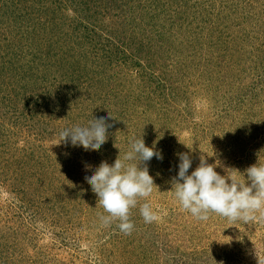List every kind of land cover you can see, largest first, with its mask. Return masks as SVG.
<instances>
[{
	"label": "trees",
	"instance_id": "trees-1",
	"mask_svg": "<svg viewBox=\"0 0 264 264\" xmlns=\"http://www.w3.org/2000/svg\"><path fill=\"white\" fill-rule=\"evenodd\" d=\"M213 7L208 0H0V119L24 121L42 137L109 112L115 118L105 121L109 138L98 151L130 149V141L141 133L146 137L155 123L185 126L197 91L188 92L199 52L223 27ZM236 63L205 83L206 90L216 84L210 99L225 96L226 106L212 114L225 125L264 104V61L249 54ZM223 85L230 86L228 93L221 94ZM200 126L216 129L214 118ZM5 144L0 142V178L12 193L18 190L14 172L23 174L27 166L32 173L24 176L37 179L35 168L55 157L38 145L25 151L32 157L25 166L24 150ZM67 148L66 158L78 161L96 151Z\"/></svg>",
	"mask_w": 264,
	"mask_h": 264
},
{
	"label": "rangeland",
	"instance_id": "rangeland-1",
	"mask_svg": "<svg viewBox=\"0 0 264 264\" xmlns=\"http://www.w3.org/2000/svg\"><path fill=\"white\" fill-rule=\"evenodd\" d=\"M208 1L219 15L214 20L223 27L199 52L197 59L203 64L195 62L188 88V92L197 90L189 106L190 121L179 128L171 124L173 121L155 123L146 137L142 133L135 137H143L148 147L155 142L156 149L163 153V160L153 157L146 165L157 185L149 201L158 219L144 222L139 211L144 200L131 210V234L122 232L118 221L105 226L99 219L107 213L97 204L98 197L86 175L103 161L113 164L119 154L123 159L128 148L96 149L79 155L84 161L68 159L71 150L61 142L59 133L47 132L41 137L39 131L22 125L24 121L13 124L9 117L1 118L4 135L0 128V142L5 141L9 149V144L14 145L17 152L24 150L25 166L31 164L32 158L25 151L30 150L29 154L38 145L52 151L55 157L35 168L40 173L37 179L32 176L29 181L24 176L32 173L27 166L23 174L14 172L17 192L7 190L0 178V264H175L176 259H182V264H258V256L264 260V216L260 213L248 223L231 221L216 213H209V218L202 221L184 210L171 191L179 171L178 153H188L193 161L188 174L200 165L201 156L209 164L220 163L216 171L221 175L226 168L243 173L258 162L264 163V104L246 119L225 125L212 115L226 106L225 96L212 100L216 84L208 87L210 90L205 88L214 72L224 74L237 65V57L252 54L262 64L264 0ZM259 70H263L262 65ZM220 90L221 94L228 93L230 86L223 85ZM213 105L219 107L211 108ZM213 118L215 130L212 126L199 130L200 124ZM34 156L38 157V153ZM89 165L94 167L89 169ZM234 174L243 179L238 171Z\"/></svg>",
	"mask_w": 264,
	"mask_h": 264
},
{
	"label": "clouds",
	"instance_id": "clouds-1",
	"mask_svg": "<svg viewBox=\"0 0 264 264\" xmlns=\"http://www.w3.org/2000/svg\"><path fill=\"white\" fill-rule=\"evenodd\" d=\"M109 116L114 117L108 112L107 116L95 117L87 124L63 129L59 133L61 142L82 147L85 151L101 148L109 138L108 129L111 125L105 123ZM177 155L179 171L172 181L171 191L180 206L193 217L203 221L209 218V213H216L231 221L248 223L257 219V213L264 216V163L258 162L243 173L226 168L225 174L221 175L216 171L220 163L209 164L201 156L200 165L188 174L193 163L190 155ZM153 157L163 160L162 150L156 149L155 142L152 147H148L143 137L133 138L123 159L119 154L113 164L103 161L86 175L92 191L98 197L97 204L107 213L99 216L105 226L118 221L120 230L131 234L134 222L130 219V213L140 200L145 201L139 208L144 222L152 223L158 219L149 201L157 185L146 166ZM142 163L144 167H140ZM93 167L87 166L89 169ZM235 171L242 174L243 179L234 174ZM258 264H264L259 256Z\"/></svg>",
	"mask_w": 264,
	"mask_h": 264
}]
</instances>
